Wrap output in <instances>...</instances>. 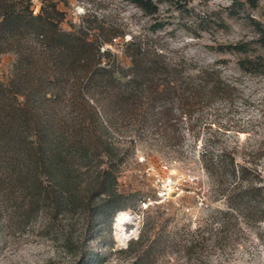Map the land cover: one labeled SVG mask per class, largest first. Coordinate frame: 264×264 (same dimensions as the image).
<instances>
[{
    "label": "rangeland",
    "instance_id": "1",
    "mask_svg": "<svg viewBox=\"0 0 264 264\" xmlns=\"http://www.w3.org/2000/svg\"><path fill=\"white\" fill-rule=\"evenodd\" d=\"M52 1L65 14L62 28L82 30L109 51L102 59L113 71L109 90L123 101L107 109L84 94L102 122V147L91 146L86 161L72 149L71 192L57 186V207L42 200L44 174L31 179L30 198L41 196L27 218L28 199L0 192V264H264V220L228 200L250 182L264 198V67L244 72L229 50L244 42L250 55H264L256 33L264 0H153L152 15L126 0ZM45 2L33 0L34 12ZM130 41L147 61L136 74ZM14 63L12 52L0 55V81ZM63 93L67 111L71 88ZM78 102L92 121L95 113ZM168 176L178 194L138 209ZM100 183L106 192L97 194Z\"/></svg>",
    "mask_w": 264,
    "mask_h": 264
},
{
    "label": "trees",
    "instance_id": "2",
    "mask_svg": "<svg viewBox=\"0 0 264 264\" xmlns=\"http://www.w3.org/2000/svg\"><path fill=\"white\" fill-rule=\"evenodd\" d=\"M126 1L149 15L157 10L153 0ZM34 10L33 0H0V55L6 52L15 55L10 77L0 81V192L6 190L16 193L22 201L28 199L29 203L21 213L25 218L28 217L25 212L32 209L41 196L38 192V200L30 198V189L36 188L34 185L28 190L33 182L31 179L44 174L48 185L42 192V200L57 207V186L67 196L71 192L70 158L75 157L72 149L76 150L79 159L86 161L91 156V146L96 150L102 147L101 134H97L103 130L102 122L84 94L89 93L101 105L107 101V109L119 106L120 99L123 101L121 93L109 90L114 80L113 71L102 65V59L104 55H110L109 51H102L82 30L62 28L60 23L65 14L57 8L56 1L47 0L38 12ZM256 29L258 43L264 47V29L259 24ZM243 43L229 47L230 51L240 55L238 66L244 72H261L264 55H250ZM126 48L130 50L134 73L144 70L147 61L141 46L130 41ZM67 87L71 88L72 97L66 100L65 111L61 106L65 101L60 97ZM79 98L95 113L92 121L81 116L85 111ZM162 123L170 124V120L164 119ZM103 150L107 152L108 148ZM244 171L241 167L238 172L242 175ZM225 173V165L215 171L219 182ZM104 185L99 184L97 194L106 192L102 188ZM259 189L260 186L252 182L240 184L228 194L229 204L234 211H252L256 219L264 220V198L261 202L256 198ZM223 213L225 216L231 214L229 211Z\"/></svg>",
    "mask_w": 264,
    "mask_h": 264
},
{
    "label": "built area",
    "instance_id": "3",
    "mask_svg": "<svg viewBox=\"0 0 264 264\" xmlns=\"http://www.w3.org/2000/svg\"><path fill=\"white\" fill-rule=\"evenodd\" d=\"M167 166L164 165V168ZM159 183L156 186L154 196H146L137 202V208L141 211L149 208L150 205L169 200L174 193L178 194V187L172 177H163L158 179ZM116 219V218H115ZM124 231V228H123Z\"/></svg>",
    "mask_w": 264,
    "mask_h": 264
},
{
    "label": "bare ground",
    "instance_id": "4",
    "mask_svg": "<svg viewBox=\"0 0 264 264\" xmlns=\"http://www.w3.org/2000/svg\"><path fill=\"white\" fill-rule=\"evenodd\" d=\"M117 224L120 225L121 226V229H122V222L120 221Z\"/></svg>",
    "mask_w": 264,
    "mask_h": 264
},
{
    "label": "water",
    "instance_id": "5",
    "mask_svg": "<svg viewBox=\"0 0 264 264\" xmlns=\"http://www.w3.org/2000/svg\"><path fill=\"white\" fill-rule=\"evenodd\" d=\"M177 194V193H174V195Z\"/></svg>",
    "mask_w": 264,
    "mask_h": 264
}]
</instances>
